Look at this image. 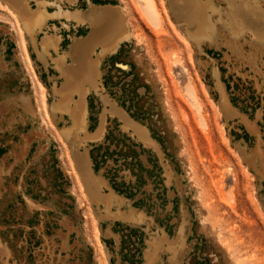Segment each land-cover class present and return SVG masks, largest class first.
<instances>
[{
  "label": "rangeland",
  "instance_id": "1",
  "mask_svg": "<svg viewBox=\"0 0 264 264\" xmlns=\"http://www.w3.org/2000/svg\"><path fill=\"white\" fill-rule=\"evenodd\" d=\"M39 1L26 0L30 13ZM48 1L73 17L44 63L27 14L0 0V264H150L151 253L153 264H264V38H246L264 33V10L247 15L264 1L176 0V12L152 0L153 17L146 0ZM104 7L120 13L121 37L96 43L102 89L78 127L70 109L89 71L73 60L116 23ZM99 93L154 144L116 112L104 138H86L110 110ZM111 189L126 216L91 195Z\"/></svg>",
  "mask_w": 264,
  "mask_h": 264
},
{
  "label": "bare ground",
  "instance_id": "2",
  "mask_svg": "<svg viewBox=\"0 0 264 264\" xmlns=\"http://www.w3.org/2000/svg\"><path fill=\"white\" fill-rule=\"evenodd\" d=\"M6 1L10 5H12V7L14 9L18 10V8H20L24 14H27V16L25 18H24V16L22 17L23 23H24L26 29L28 30V32L30 34L32 44H33L36 52L38 53L39 58L42 59L44 63H46L47 59H49V57L51 56V50H54L56 53H58L60 43L62 42V34H60V31L63 28H65L67 30L71 29V24L69 23V21L73 16L71 15V13L68 10H65L60 4H58L57 1L49 2L48 0H41V1H39L41 7L40 8L38 7L36 10L34 9V11H31L32 13H30V10L28 8L26 0H6ZM146 1H147L146 11L150 17H153L155 13H154V8L152 6V0H146ZM49 3L56 7V9L53 12H50L46 9V6ZM202 8H204V5L201 4L199 6V13H198L199 19L201 18L200 25H202L205 22L206 17H207L206 15L203 14V11H200ZM247 10H248L247 11L248 16L254 15V14L259 15L260 12L262 10H264V8L262 7V5L256 4L254 9H251L250 6L248 5ZM257 10H260V11H257ZM234 12H235V9H234ZM107 13L111 18L116 20V23L110 27H107V28L105 27L103 30L98 32L95 35V39H92V41L89 42L88 51H86L84 53H79L77 58L73 60V61L78 60V62L81 64V66L86 68L89 71L88 76L84 79V82L82 84L81 92H78L79 98H77L78 100L74 99L75 103L72 100L73 106L70 109V112L72 113L71 115H73L74 125L78 126V127H86L87 123H88V121H87L88 110L86 107V102H88V95L90 94V92H92V90H96V91L100 90L101 91V89H102V86H101L102 83L100 82V74L95 68H93L94 64L98 63V61H99L98 58H96L94 56L96 43L98 40L107 41V40H110L112 38L119 39L121 37L120 33H118V30H119L120 25L122 23L120 13L118 12L117 9L112 8V7H111V9H109V11H107ZM240 13L242 14V12H239V14ZM235 15L237 18V14H235ZM49 18L61 19L60 24L62 26H59V25L54 24V23L51 25H48ZM63 18H66L67 20H62ZM244 22L246 24H248L245 21V19H244ZM82 25L88 26L87 22H85L84 19L77 18V22L74 24V28L77 29V28H79V26L81 27ZM246 26H248V25H246ZM44 28H47L49 30H53V32L52 33H49L48 31L45 32V35L39 40L37 37L38 32L42 31ZM199 31L201 32L202 30H199ZM263 34L264 33H262V30L254 29V32L252 34H248V36L246 38L249 40V42L254 41V38L259 41L260 39L264 38ZM254 48H255V46H254ZM57 57L63 58V57H65V55L58 54ZM54 59H55V57H54ZM98 95L103 99V101L106 104L110 105V110L104 109L102 111V113L100 115L101 117H100L99 127L97 128V130L94 131V133L91 136L89 134H86L85 135L86 138L91 137L93 139L94 138L95 139H101L105 133V130H106V128H105L106 115L108 114V112H110L112 114L114 112H116V113H119L120 117L123 119V121H125V123L127 125H131L134 127L135 131H137L141 135V137L143 138L144 141L151 142V143L153 142L149 136V133H148L146 127H144L141 124L136 123L135 120L131 119L125 113V111L123 109H121L113 100H110L111 99L110 97H108L107 95L100 94V93ZM54 112L56 115L57 109ZM64 131L68 132L69 128L66 130L64 129ZM152 144H154V143H152ZM78 155H79L80 161L84 165V170L89 175V177H92L93 175H92V172L90 169V159H89L87 152H85V153L78 152ZM94 180H95V185H97L98 188H101V186L104 184L108 185L106 179L102 176L95 177ZM85 185H86V188L91 191L90 181L86 178H85ZM113 194H114V192L112 189L109 192L100 193L99 197H95L93 195V193H91V195L97 201H105L106 202L105 204L107 205L106 206V208H107L106 214L107 215H119V216L125 215V214H122L121 212L118 213V212H115L112 210L111 203H112V201H115V198H116V196ZM121 204H122V202H121ZM129 215L132 216L133 213L130 212ZM134 220L138 221V219H134ZM155 256H156L155 253L150 254V256H149L150 264H153V260L155 259Z\"/></svg>",
  "mask_w": 264,
  "mask_h": 264
},
{
  "label": "water",
  "instance_id": "3",
  "mask_svg": "<svg viewBox=\"0 0 264 264\" xmlns=\"http://www.w3.org/2000/svg\"><path fill=\"white\" fill-rule=\"evenodd\" d=\"M173 2V8H174V10H176V12H177V10H179V6L177 5V1L176 0H173L172 1ZM104 9L106 10V12L107 11H109V9H111V7H104ZM101 10V9H100ZM75 157H76V160L78 161V159H77V157H78V155H77V151H75ZM78 164V163H77ZM78 165H80V164H78ZM80 168H81V166H80Z\"/></svg>",
  "mask_w": 264,
  "mask_h": 264
},
{
  "label": "crops",
  "instance_id": "4",
  "mask_svg": "<svg viewBox=\"0 0 264 264\" xmlns=\"http://www.w3.org/2000/svg\"><path fill=\"white\" fill-rule=\"evenodd\" d=\"M64 29H65V28H64ZM61 31H62V29H61ZM61 31H60V32H61ZM70 31H71V29H70ZM60 34H62V33H60ZM72 66H74V64L71 65V68H72ZM6 109H7V108H5V110H6ZM104 134H105V133H104ZM132 135H133V134H132ZM103 136L105 137V135H103ZM104 137H102V138H104ZM131 177H133V176L131 175ZM127 179H128V178H127ZM113 192H114V191H113ZM114 194H115V192H114ZM114 194H113V195H114ZM104 202H105V201H104ZM108 202H109V201H108ZM112 202H113V201H112ZM105 203H106V202H105ZM111 204H112V203H111ZM104 205H106V204H104ZM38 229H39V228H38Z\"/></svg>",
  "mask_w": 264,
  "mask_h": 264
}]
</instances>
